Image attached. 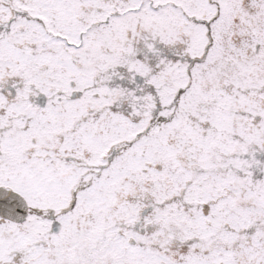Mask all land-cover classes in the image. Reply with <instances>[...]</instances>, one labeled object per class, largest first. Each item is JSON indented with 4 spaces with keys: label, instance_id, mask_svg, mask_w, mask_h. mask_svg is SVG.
Instances as JSON below:
<instances>
[{
    "label": "snow or ice",
    "instance_id": "obj_1",
    "mask_svg": "<svg viewBox=\"0 0 264 264\" xmlns=\"http://www.w3.org/2000/svg\"><path fill=\"white\" fill-rule=\"evenodd\" d=\"M0 264H264V0H0Z\"/></svg>",
    "mask_w": 264,
    "mask_h": 264
}]
</instances>
